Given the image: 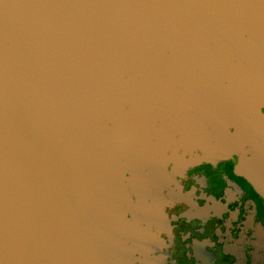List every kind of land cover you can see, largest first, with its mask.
Listing matches in <instances>:
<instances>
[{
    "label": "water",
    "instance_id": "95a60500",
    "mask_svg": "<svg viewBox=\"0 0 264 264\" xmlns=\"http://www.w3.org/2000/svg\"><path fill=\"white\" fill-rule=\"evenodd\" d=\"M264 0H0V264H166L202 180L264 198Z\"/></svg>",
    "mask_w": 264,
    "mask_h": 264
},
{
    "label": "flooded vegetation",
    "instance_id": "af4514ba",
    "mask_svg": "<svg viewBox=\"0 0 264 264\" xmlns=\"http://www.w3.org/2000/svg\"><path fill=\"white\" fill-rule=\"evenodd\" d=\"M264 111V108H262ZM172 210L166 264H264V198L250 182L218 185L192 166Z\"/></svg>",
    "mask_w": 264,
    "mask_h": 264
}]
</instances>
